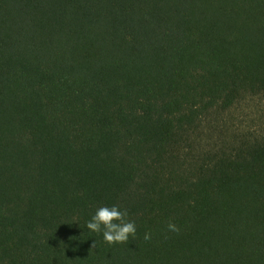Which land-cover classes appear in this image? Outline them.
Here are the masks:
<instances>
[{"label":"trees","instance_id":"obj_1","mask_svg":"<svg viewBox=\"0 0 264 264\" xmlns=\"http://www.w3.org/2000/svg\"><path fill=\"white\" fill-rule=\"evenodd\" d=\"M0 264H264V0H0Z\"/></svg>","mask_w":264,"mask_h":264},{"label":"clouds","instance_id":"obj_2","mask_svg":"<svg viewBox=\"0 0 264 264\" xmlns=\"http://www.w3.org/2000/svg\"><path fill=\"white\" fill-rule=\"evenodd\" d=\"M128 212L117 205L101 206L91 219L86 223L87 229L103 233L104 240L109 244L127 243L130 236H135L136 226L134 221L127 219ZM167 230L179 232L180 229L171 219L167 223ZM145 240L151 239V234L146 232ZM93 243V247H94Z\"/></svg>","mask_w":264,"mask_h":264}]
</instances>
